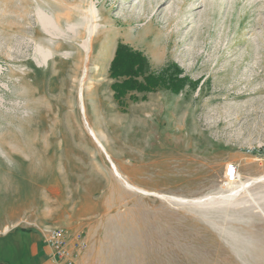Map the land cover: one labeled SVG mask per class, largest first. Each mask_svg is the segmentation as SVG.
Returning a JSON list of instances; mask_svg holds the SVG:
<instances>
[{
  "label": "rangeland",
  "instance_id": "rangeland-1",
  "mask_svg": "<svg viewBox=\"0 0 264 264\" xmlns=\"http://www.w3.org/2000/svg\"><path fill=\"white\" fill-rule=\"evenodd\" d=\"M124 1L0 0V264L29 261L56 226L85 240L76 264H264V0ZM43 12L60 17L55 38ZM118 43L197 83L116 99ZM73 44L88 62L86 116L121 177L57 88ZM228 162L234 184L250 181L236 193Z\"/></svg>",
  "mask_w": 264,
  "mask_h": 264
},
{
  "label": "bare ground",
  "instance_id": "bare-ground-1",
  "mask_svg": "<svg viewBox=\"0 0 264 264\" xmlns=\"http://www.w3.org/2000/svg\"><path fill=\"white\" fill-rule=\"evenodd\" d=\"M18 1V0H17ZM27 1H29V0H27ZM31 1V0H30ZM126 1V0H125ZM124 1V2H125ZM142 2V1H141ZM153 2H155L156 4L159 2V0H143V2H142V5L144 6V7H146L147 5L149 6L151 3H153ZM18 3V2H17ZM23 4V3H22ZM17 5V4H16ZM19 5V4H18ZM26 5V4H25ZM24 5V6H25ZM28 5H30V4H28ZM6 6V5H5ZM27 6V5H26ZM161 5H158L157 6V8H156V10H157V12H162L164 9H162V7H160ZM22 8H23V5L21 6ZM42 7V6H41ZM121 9L122 8H124L125 7V5L124 4H122L121 6ZM150 7V6H149ZM36 8H38V7H36ZM23 9H28V8H23ZM44 9V8H43ZM165 11V10H164ZM72 12V11H71ZM23 13H26V12H23ZM37 13H39V12H37ZM46 13V12H45ZM44 12L43 13H40V14H38V18H37V20H38V22H39V25H40V29L46 34V35H48V36H50V37H53V38H55L54 36L56 35V34H58V32H60V31H63V27L61 26V23H60V17L58 16V17H54V18H51V17H49L48 15H47V13L45 14ZM66 14H67V12H66ZM132 14V13H131ZM130 14V16L132 17V16H134V14L133 15H131ZM69 15V14H68ZM85 16V20H87V19H89V14L88 13H86V14H84ZM136 15V14H135ZM144 15V14H143ZM156 15V14H155ZM37 16V15H36ZM62 16V18H63V16L64 15H61ZM83 16V15H82ZM137 16H139V17H141V14H139V15H136V17ZM66 17V16H65ZM71 17V16H70ZM83 17V18H84ZM92 19H94L96 16H94V15H91L90 16ZM143 17V16H142ZM61 18V19H62ZM71 19V18H70ZM23 21H25V20H23ZM62 21H64V19L62 20ZM61 21V22H62ZM66 23V22H65ZM67 24V23H66ZM84 26H82L79 30H77V32H76V34H75V39L76 40H79V39H82L83 40V38L84 37H86L87 36V41H89V50H87L88 52H89V54H90V51H91V49H92V37H93V35H92V33H87L86 32V30H85V24H83ZM68 26V25H67ZM42 32L40 31V34H41ZM65 32H63V34H64ZM60 34V33H59ZM62 34V35H63ZM87 34V35H86ZM37 37V36H36ZM40 37V36H39ZM42 37H44V36H42ZM32 38H33V36H32ZM49 40V39H48ZM56 42V41H55ZM60 43V42H59ZM44 45H46V44H44ZM83 45H85V44H83ZM43 47V46H42ZM68 47V46H67ZM72 47L73 48H75L76 49V55H75V57L73 58V61H72V63H71V65H68L69 67H68V69H66V71H59V73H58V75L60 76V75H63L61 78H62V81H61V85L60 86H58L57 88L59 89V90H61V91H65L66 93H67V95L71 98V100L72 101H77V104H79V106H80V108H82V112H83V119H85V124H83V125H86L85 126V129L87 130V132L89 133V135L88 136H90L92 139H93V141H94V145H96V147L103 153V157H105L104 159H106L105 161H107L108 162V164L110 165V167L113 169V173H115L117 176L119 175V172H118V170H117V168H116V166H115V163L113 162V160H112V157H111V154L108 152V149L105 147V145L103 144V142L101 141V134H100V132L98 131V130H96V129H94V127H93V125H91V123L89 122V120L90 119H88L87 118V116H86V107H85V92H87V90H88V86H87V84H86V73H85V69L87 68V63L88 62H85L84 61V58H83V56H82V51L78 48V47H76L74 44L72 45ZM44 48V47H43ZM48 48V47H47ZM46 48V49H47ZM72 48V49H73ZM48 50V49H47ZM51 50H54V49H51ZM45 51V50H44ZM48 51H50V50H48ZM85 51V50H84ZM50 52H52V51H50ZM46 54V53H45ZM48 54V53H47ZM51 54V53H50ZM50 54H48L49 56H50ZM87 56H88V54H87ZM45 58V57H44ZM43 58V59H44ZM46 59V58H45ZM35 60V59H34ZM87 61H88V59H87ZM36 62V61H35ZM37 63H39L38 61H37ZM84 65H85V69H83L84 68ZM53 72V71H52ZM87 74H88V72H87ZM58 75H56V76H58ZM26 76H27V74H26ZM25 76V77H26ZM25 77H24V79H25ZM61 78H60V80H61ZM32 80V79H31ZM24 81H26V80H24ZM24 81H22V82H24ZM60 83V82H59ZM51 87V86H50ZM95 88V86L93 87V89ZM39 90V89H38ZM44 90V89H43ZM49 91H51V89L49 88L48 89V92ZM31 92V91H30ZM88 93V92H87ZM33 93L31 92L30 93V95H32ZM46 93H44V95H45ZM43 95V94H42ZM65 95V94H64ZM50 96V95H49ZM48 97V96H47ZM76 103V102H75ZM79 108V109H80ZM82 116V115H81ZM117 119H119V118H117ZM116 119V120H117ZM112 123V122H111ZM117 123H118V121H117ZM119 124V123H118ZM87 133V134H88ZM104 138V137H103ZM91 139V140H92ZM93 147V146H92ZM97 150V149H96ZM108 165V166H109ZM110 168V169H111ZM119 177H121L120 175H119ZM237 177H238V175H237ZM238 179V178H237ZM237 179H236V181H237ZM254 181V180H253ZM240 182V181H239ZM250 181L249 180H246V181H242V182H240L239 184L238 183H236V184H234L233 183V185L232 186H235L236 187V189L234 190V193H236L237 191H239L241 188H244L248 183H249ZM238 187V188H237ZM233 192V191H232Z\"/></svg>",
  "mask_w": 264,
  "mask_h": 264
},
{
  "label": "trees",
  "instance_id": "trees-1",
  "mask_svg": "<svg viewBox=\"0 0 264 264\" xmlns=\"http://www.w3.org/2000/svg\"><path fill=\"white\" fill-rule=\"evenodd\" d=\"M173 70H164L158 74L150 71L148 61L142 52L134 50L127 44L118 43L109 66V76L115 79L112 83L114 97L119 99L128 92H148L157 87H164L178 93L186 84H196L187 75H182L175 65Z\"/></svg>",
  "mask_w": 264,
  "mask_h": 264
},
{
  "label": "built area",
  "instance_id": "built-area-1",
  "mask_svg": "<svg viewBox=\"0 0 264 264\" xmlns=\"http://www.w3.org/2000/svg\"><path fill=\"white\" fill-rule=\"evenodd\" d=\"M238 175L237 165L228 162L224 168V177L228 183L236 182ZM42 241L52 250L57 264H75V255L69 248L70 235L63 227H53L41 234ZM75 249L81 250L85 247V240L76 234Z\"/></svg>",
  "mask_w": 264,
  "mask_h": 264
},
{
  "label": "crops",
  "instance_id": "crops-1",
  "mask_svg": "<svg viewBox=\"0 0 264 264\" xmlns=\"http://www.w3.org/2000/svg\"><path fill=\"white\" fill-rule=\"evenodd\" d=\"M69 248L75 255V264L79 259L75 246L69 242ZM17 263L20 264H57L53 255V250L45 244L40 236L33 238L31 244V253L29 255V261L20 260Z\"/></svg>",
  "mask_w": 264,
  "mask_h": 264
}]
</instances>
